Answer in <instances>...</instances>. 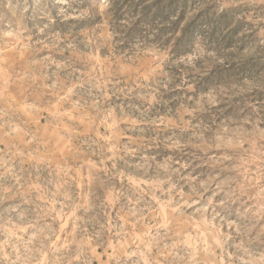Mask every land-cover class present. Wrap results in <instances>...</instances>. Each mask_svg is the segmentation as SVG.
Masks as SVG:
<instances>
[{
	"label": "rangeland",
	"instance_id": "374dc122",
	"mask_svg": "<svg viewBox=\"0 0 264 264\" xmlns=\"http://www.w3.org/2000/svg\"><path fill=\"white\" fill-rule=\"evenodd\" d=\"M124 1L0 0V264H264V0Z\"/></svg>",
	"mask_w": 264,
	"mask_h": 264
},
{
	"label": "trees",
	"instance_id": "16d2710c",
	"mask_svg": "<svg viewBox=\"0 0 264 264\" xmlns=\"http://www.w3.org/2000/svg\"><path fill=\"white\" fill-rule=\"evenodd\" d=\"M130 2L131 0H125L123 4H121L114 10V15L116 14L120 17L121 14L126 13L130 16H136L137 21L134 23L133 27H135L141 21L146 20L148 17L150 18L151 15L154 19L156 17H160L159 19L163 21V23L167 22L168 17L174 16L172 22L168 25H164L163 28L159 31V34H161V39H164V36H167V38L165 39L166 43L174 42L176 44V46L174 47L176 48L174 49V52H176L177 54L185 53L183 46L191 42L192 33L195 31V25L193 23L194 21H191L190 19L182 28H180V25L184 23L187 18V3L185 1L181 2L178 6V0H170L169 3L164 7L156 6V10L154 12L151 10L152 6H132ZM166 33H168L169 35ZM176 34H178L177 37ZM179 45L180 47H177Z\"/></svg>",
	"mask_w": 264,
	"mask_h": 264
}]
</instances>
